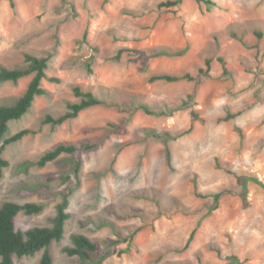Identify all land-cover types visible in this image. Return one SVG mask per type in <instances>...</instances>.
I'll return each mask as SVG.
<instances>
[{"label":"rangeland","instance_id":"obj_1","mask_svg":"<svg viewBox=\"0 0 264 264\" xmlns=\"http://www.w3.org/2000/svg\"><path fill=\"white\" fill-rule=\"evenodd\" d=\"M166 1L0 2V66L24 67L26 54L51 56L47 76L60 79L44 80L50 96L9 123L5 138L32 133L6 146L0 179V207L44 205L16 217L21 232L52 227L70 196L64 239L50 246L54 264H83L65 252L77 234L116 250L104 264H264V0H215L211 10L192 0L159 7ZM207 59L210 77L197 76ZM187 73L196 80L150 82ZM31 79L0 84V106L13 105ZM76 86L114 106L89 108L56 128L43 124L80 102ZM148 131L172 136V168L164 140ZM60 144L96 145L82 152L79 176L70 154L43 168L26 165ZM229 171L258 181H248L246 200ZM42 255L14 262L38 264Z\"/></svg>","mask_w":264,"mask_h":264},{"label":"trees","instance_id":"obj_2","mask_svg":"<svg viewBox=\"0 0 264 264\" xmlns=\"http://www.w3.org/2000/svg\"><path fill=\"white\" fill-rule=\"evenodd\" d=\"M2 0H0L1 2ZM186 0H168L161 3L159 7H177L183 4ZM199 5H204L207 10H211L218 6L215 0H192ZM256 37L260 40L263 37L261 32H256ZM87 35H84L83 42H86ZM122 54L116 57L118 59ZM51 60V56L37 57L34 55L26 54L24 67L9 69L0 66V84L6 82L18 83L21 79L26 77H32L24 94L11 106H0V179L3 178L4 170L9 166V162L3 157V152L6 146L19 142L25 136L32 133L30 130L24 129L16 133L15 135L5 138L9 131V123L12 121L21 120L32 109L36 98L41 96H50V92L43 87L42 82L49 80L53 83H60L58 78H49L47 76L48 63ZM219 62L223 65L225 71L227 67L223 58H218ZM206 69H201L197 76L210 77L212 70V59H207L205 62ZM197 77L187 73L184 75L173 74H158L150 78V82L164 81L166 83H177L181 81H195ZM74 95L80 98V102L67 104L68 111L59 117L52 115H46L43 119V124L51 125L53 128L62 126L64 123L74 120L79 115L93 107L97 106H114L107 103L105 100L100 99L92 92H85L79 86L74 87ZM193 98V97H191ZM143 109L150 113V111L143 107ZM164 114V113H162ZM194 119L198 118L196 113H192ZM238 115H228L225 120H231ZM148 135L154 136L157 139H163L165 142V156L167 164L172 168V152L169 146V141L172 136L169 133L159 134L153 131H148ZM96 145H82L77 146L73 144H60L54 149L46 152L38 161L27 162V166L45 167L48 163L58 160L63 154H70L72 159V174L79 176L82 168L81 154L83 151H88L94 148ZM237 179L238 183L242 185V197L246 200L248 188L247 183L250 180L258 182L255 179H251L246 176H239L229 171ZM53 180V177H50ZM221 194H216L214 199L219 201ZM70 206V196L65 194L62 198V202L57 205L56 216L53 219L52 227H34L26 232L16 230L15 219L21 213L26 215L40 214L44 210L43 204L27 203L20 205L13 202H5L0 207V264H15L14 257H33L37 253L43 251V255L38 264H54L53 256L50 252V246L54 242H61L64 239L66 232L67 222L72 218L71 212L68 211ZM198 228V227H197ZM137 232V231H136ZM136 232L129 238V241L133 240ZM197 229L193 230L185 244L183 250L189 248L192 243ZM73 246L65 248V252L70 257H77L83 264H104L110 256L116 253L114 251L105 250L101 244L91 240L85 235L77 234L72 237ZM129 243V244H130ZM116 242H112L110 246H115ZM230 263H238L239 258L236 256H230L228 258ZM171 264H183V263H171ZM192 264V263H185Z\"/></svg>","mask_w":264,"mask_h":264}]
</instances>
